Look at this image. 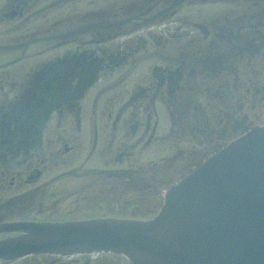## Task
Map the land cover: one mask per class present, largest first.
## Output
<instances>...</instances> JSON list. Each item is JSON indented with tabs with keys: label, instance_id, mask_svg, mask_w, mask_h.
<instances>
[{
	"label": "flooded vegetation",
	"instance_id": "1",
	"mask_svg": "<svg viewBox=\"0 0 264 264\" xmlns=\"http://www.w3.org/2000/svg\"><path fill=\"white\" fill-rule=\"evenodd\" d=\"M261 126L264 0H0V241L13 223L148 220ZM105 255L0 264H126Z\"/></svg>",
	"mask_w": 264,
	"mask_h": 264
},
{
	"label": "water",
	"instance_id": "2",
	"mask_svg": "<svg viewBox=\"0 0 264 264\" xmlns=\"http://www.w3.org/2000/svg\"><path fill=\"white\" fill-rule=\"evenodd\" d=\"M9 228L24 233L1 242L0 255L112 251L131 264H264V126L230 143L172 187L152 220Z\"/></svg>",
	"mask_w": 264,
	"mask_h": 264
},
{
	"label": "rangeland",
	"instance_id": "3",
	"mask_svg": "<svg viewBox=\"0 0 264 264\" xmlns=\"http://www.w3.org/2000/svg\"><path fill=\"white\" fill-rule=\"evenodd\" d=\"M156 208H157V207H154V210H155ZM158 209H159V208L156 209V212H154V214L157 213ZM152 214H153V213H152Z\"/></svg>",
	"mask_w": 264,
	"mask_h": 264
}]
</instances>
